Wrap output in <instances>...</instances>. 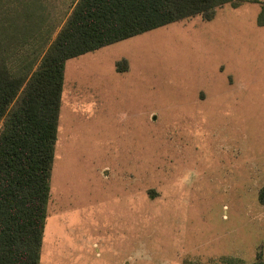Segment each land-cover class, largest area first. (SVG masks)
Masks as SVG:
<instances>
[{
	"label": "rangeland",
	"instance_id": "1",
	"mask_svg": "<svg viewBox=\"0 0 264 264\" xmlns=\"http://www.w3.org/2000/svg\"><path fill=\"white\" fill-rule=\"evenodd\" d=\"M75 1L14 0L6 46ZM237 1L67 60L48 204L67 237L49 264L264 257V0Z\"/></svg>",
	"mask_w": 264,
	"mask_h": 264
},
{
	"label": "trees",
	"instance_id": "2",
	"mask_svg": "<svg viewBox=\"0 0 264 264\" xmlns=\"http://www.w3.org/2000/svg\"><path fill=\"white\" fill-rule=\"evenodd\" d=\"M225 3L238 1L76 0L59 25L23 48L24 36L6 46L0 15V264H40L67 60L197 14L211 20ZM16 5L0 0V12L16 14ZM117 65L128 68L126 59Z\"/></svg>",
	"mask_w": 264,
	"mask_h": 264
},
{
	"label": "crops",
	"instance_id": "3",
	"mask_svg": "<svg viewBox=\"0 0 264 264\" xmlns=\"http://www.w3.org/2000/svg\"><path fill=\"white\" fill-rule=\"evenodd\" d=\"M64 78H65V76H64ZM64 89H65V87H64ZM64 89H63V93H64ZM62 104H63V95H62L61 106H62ZM58 135H59V132H58ZM57 140H58V138H57ZM49 217H51V216L48 213L46 224L49 223L48 222V218ZM56 217H60L61 218V215L58 214L55 217H51L52 219L50 218V223L51 224L48 225L47 232H46V243H45V246L47 248L46 249V254L47 255H46V258H45L46 264H49L51 262V251H50V248H51V245H52L53 241H54L55 244L56 243H61L62 247L66 245L65 236L67 237V234H66V232L63 229L64 224H63L62 228L60 229V228H58V227H60V225L58 223V220H55V223H53V224L51 222V220L54 221V218H56ZM64 220H65V218H62V222H65ZM55 225L57 227H55ZM45 229H46V225H45ZM44 237H45V230H44ZM44 237H43V242H44ZM42 247H43V245H42ZM41 252H42V250H41Z\"/></svg>",
	"mask_w": 264,
	"mask_h": 264
}]
</instances>
